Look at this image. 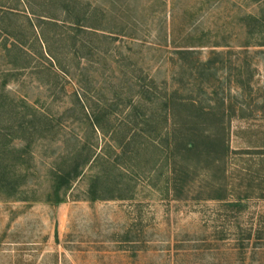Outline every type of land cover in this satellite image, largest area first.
<instances>
[{
    "label": "rangeland",
    "instance_id": "1",
    "mask_svg": "<svg viewBox=\"0 0 264 264\" xmlns=\"http://www.w3.org/2000/svg\"><path fill=\"white\" fill-rule=\"evenodd\" d=\"M263 42L264 0H0V127L29 150L0 264H264ZM172 96L194 107L165 118ZM221 101L217 133L197 107ZM15 104L40 120L9 129ZM96 175L114 198L89 199Z\"/></svg>",
    "mask_w": 264,
    "mask_h": 264
},
{
    "label": "trees",
    "instance_id": "2",
    "mask_svg": "<svg viewBox=\"0 0 264 264\" xmlns=\"http://www.w3.org/2000/svg\"><path fill=\"white\" fill-rule=\"evenodd\" d=\"M44 23L49 24L48 22H44ZM72 23L75 25V27H78L80 29H82V26H85V24L84 25L80 24L78 20H72ZM39 33L40 35L42 34L41 32ZM73 39H74V36H73ZM260 45H264V42L263 44H260ZM184 51H187V50H184ZM179 53H183V52H179ZM42 56L44 57V55ZM53 57L52 59H47V60L49 61L50 64H53L54 62V65L59 68L58 70H60L61 65L59 64V62L57 64L55 57L54 59ZM177 99H180V98L172 96L163 103L164 111L166 113L165 118L170 115L171 111L173 114V109L177 112V115L179 116V114H181L184 111V108L182 106L187 107V108L194 107V102H184L182 100L179 101ZM217 106L218 107L212 106L213 108L211 107L205 108L203 106L202 107L198 106L197 109H198V114L202 116L203 118H205L209 125L218 129V130L216 129L218 133L220 126H221L220 123L222 122V119L224 118V114H225L223 111L221 112L219 111L223 109L224 101L218 102ZM4 107H7L6 103L0 101V111H3ZM214 108L218 110L216 111ZM8 109L10 110V103H8ZM34 109H33L32 114L24 113L22 112V110L17 109L16 104H15L13 108L14 110L13 117H10L9 119L10 122H8L9 129L13 130L14 132H17V131H21V129L25 131L27 128V125L33 127L35 125V121L38 122V120H40V117L34 113ZM1 114L2 113H0V115ZM173 117H175L174 114H173ZM176 119H179V118L176 117ZM186 120L188 119L182 120V126L187 123L185 122ZM31 127L28 128V130L32 129ZM98 127H101V126L98 125ZM34 131H36V128H33L32 131L27 132V134L25 133V135L33 137ZM217 133L207 139L205 138L199 139L197 138V136L195 137V132H190L189 134L184 132L183 136H180L177 141L179 145L181 143V145L184 147L183 148L185 149L184 152L188 151V152L194 153L195 148L198 145L202 144L203 148L204 149L206 148L207 152H211L216 157L217 156L219 157L221 156V152L222 151L224 152L226 150V146L224 144L223 135L220 136ZM13 137H17V136H14L12 132H8L6 131V129L0 127V194H4L8 197L15 195L20 190V186L24 184L26 181L25 172L20 171L21 170L20 161H24V158H25L24 155L29 153L27 144L25 146H22L21 148L7 146V144L12 143L11 141ZM21 137H24V136L21 135ZM6 151H9V153H7ZM6 155L8 156L10 155L9 163L6 162V159H5ZM73 163L74 162L68 163L67 164L68 168L66 167H64V169L61 168L60 170H58V173H54L55 182L53 185V190L55 193H58V191L61 189L63 185L68 187L70 184V181H72L74 178H76L79 175L81 164L80 163L73 164ZM12 167H16V168L18 167L19 171L17 172L16 170H13ZM109 181L110 180L108 179V175L103 178L99 177L98 175L94 176L88 188V191L91 192V197L89 199L90 200L106 199V197L108 196H99L97 195V192L109 193L113 191V188H112L113 184L110 183ZM108 198H114V197H108ZM56 200L60 201L59 198H57Z\"/></svg>",
    "mask_w": 264,
    "mask_h": 264
}]
</instances>
